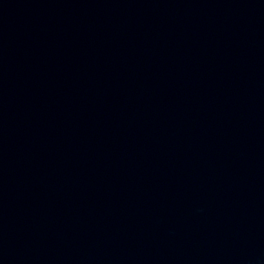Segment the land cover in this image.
I'll return each mask as SVG.
<instances>
[{"label":"water","instance_id":"95a60500","mask_svg":"<svg viewBox=\"0 0 264 264\" xmlns=\"http://www.w3.org/2000/svg\"><path fill=\"white\" fill-rule=\"evenodd\" d=\"M0 264H264V0H0Z\"/></svg>","mask_w":264,"mask_h":264}]
</instances>
